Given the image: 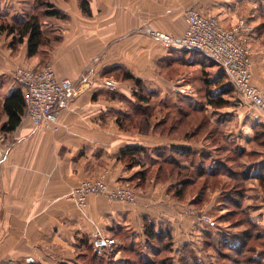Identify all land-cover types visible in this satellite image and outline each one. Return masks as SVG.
Masks as SVG:
<instances>
[{
	"label": "crops",
	"instance_id": "0c3cea01",
	"mask_svg": "<svg viewBox=\"0 0 264 264\" xmlns=\"http://www.w3.org/2000/svg\"><path fill=\"white\" fill-rule=\"evenodd\" d=\"M22 2L0 0V19L29 16L32 0H27V7ZM50 3L67 16L65 21H43L56 29L60 38L57 45L28 56L25 42L12 49L11 37L0 32V262L89 264L91 241L96 237L116 241L120 249L114 257L117 260L128 237L132 242L141 237L143 218L156 220L167 212L175 217L163 207V202L170 208L174 201L169 202V194L162 191L165 189L144 192L146 198L140 195L136 205L92 195L78 208L72 200L73 187L103 171L108 172L110 189L129 179L134 170L128 172L118 160L123 150L135 145L150 147L154 141L159 146L165 144L150 134L135 137L118 128L120 115L129 109L126 100L131 101L133 88L123 82L117 91L109 92L100 86L102 79L109 77L112 69L122 67L150 89L156 63L159 72L171 61L199 68L202 60L206 64V58L198 53L167 49L145 33L151 30L179 36L186 27V11L195 7L215 16L223 27L232 26L237 19L252 26V83L264 88V0H90V16L81 12L78 0ZM44 64L52 65L56 76L69 79L76 89L60 112L55 132L36 130L22 120V90L13 79L18 68ZM215 69L210 83L223 77L222 71ZM14 93L18 97L6 107ZM8 110L19 117L11 131L3 129ZM205 208L202 210L207 212ZM180 221L172 230L173 243L181 245L175 247L177 252L186 246L195 250L192 242L198 235L194 241L181 235L194 222L186 216Z\"/></svg>",
	"mask_w": 264,
	"mask_h": 264
},
{
	"label": "trees",
	"instance_id": "16d2710c",
	"mask_svg": "<svg viewBox=\"0 0 264 264\" xmlns=\"http://www.w3.org/2000/svg\"><path fill=\"white\" fill-rule=\"evenodd\" d=\"M89 3L90 0H78L79 8L86 16H90ZM32 4L33 12L22 20H19L15 16L10 17L9 20H6L5 18L0 19V32L6 33L8 37H11L9 44L10 48L14 49L19 44L25 42L28 56H33L42 49L53 47L60 42L56 29L51 28L48 24L45 25L43 22L44 20H67V16L54 7L50 3V0H32ZM202 66H205L203 60ZM202 71L207 73L205 69H202ZM109 75L118 79L122 83H129L133 87L131 101L126 100L129 109H127L125 114L120 115L118 121V128L121 131H125L124 129L127 128L125 125L126 123L139 120L143 129V131H140V134L146 136L149 134L148 132L151 126L161 127L162 124H165V121L162 122L161 119H157L156 121L154 120L153 125H151L152 121L150 118L152 117V114L150 112V99L158 96V91L148 89V87L140 79L135 78L131 73L122 67L112 69ZM225 80L229 87L232 88L224 74L223 77L216 82L210 83L206 80V84H211L212 87L219 89L221 91V95L213 93L210 89L206 90L205 108L217 110L224 108L229 104L228 101L224 99L223 95L230 96V94H232V90L228 89L229 87L224 88L221 86ZM18 95L19 94L14 93L6 102V107L9 102L11 103V101H13L15 97H18ZM158 106L162 109L168 108L165 103H159ZM202 111H204L202 108L191 110V112H194L195 114ZM9 114L8 122L3 126V129L6 131L13 130L19 123V117H17L14 113H11V111ZM188 114L189 111H182L180 109L176 110L175 116L179 118V123L172 124L167 129V132L176 130L177 127L183 123L180 122V120L187 117ZM217 120L214 123V129L222 126L223 121L219 119ZM260 124L261 123H259V125ZM204 128H206L204 122L201 124L198 123L194 129L195 134L199 135L200 131ZM152 132L156 133V130H152ZM158 135L161 136V132L160 134L158 133ZM207 136L210 140H215L212 132L208 133ZM256 136H258V134H255L253 138ZM188 137L189 135L185 134V137L183 138L187 140ZM222 145L224 146L222 148L223 150H229L225 140H222ZM166 148H169L168 150L171 154V159H154L149 161L152 158L149 148L141 145H135L120 152L118 160L125 165L128 172L132 171L133 168H139L134 170L129 178L133 181H138L139 185L149 181L151 178H154L156 181L163 182L166 181V178L170 179V176H173L175 180L173 183L175 185V188H173V194L178 199H181L187 188H196L198 192H196V196L193 199V205L197 207H200L203 203L205 191H207L208 194L209 191L214 192L217 190H215V188L222 187L224 182H221L219 179L216 180V178L227 173L228 179L234 180L236 183L235 185H232V189L230 188L228 193L226 192L222 195V201L224 202L223 209L226 210V213L222 215V217L219 216L217 218H225V221L230 223L234 229L240 228V226L243 225L246 226V228L239 232V239H232L234 237H228V235L225 236L220 232V235H222L221 237L224 238L215 240L214 230L216 228V223H213L206 229L202 244L206 249L210 247L211 250L215 252V255L218 256V260L214 264L259 263L258 258L255 256L260 255L261 252L256 249L257 245H250V243L261 241L262 236L264 235H262L259 231L258 225L252 221L250 212L247 207H245L246 187L244 184L245 180H247V178L251 175H255L261 167H259V169L257 167V171L255 173H251V171L255 170L256 167H242L241 171L233 172L219 159L213 161V165L211 167H207V162L211 159L208 155L209 153H205L207 155H203L200 151H195L193 147L188 145H177L176 147L169 146L164 149ZM160 149V146H158L154 148V151L159 152ZM230 152L234 153V150L231 149ZM242 156V154L241 156H238L237 163ZM165 167L170 169H166ZM153 170L154 175L151 173ZM258 175L259 176L254 178L257 180L260 187L264 189V172H259ZM201 178H204L205 181H202L200 186V183L198 182ZM196 184H199V186ZM225 188L226 187L219 190H223ZM237 216L238 219H236ZM164 228L168 229V227H157L152 220L148 221L144 219L141 237L135 239L133 242L130 241V237H128L126 240L127 242L124 246L122 245L121 248L123 255L121 259L114 260V257L120 250L119 247L110 248L100 255L96 254L92 248V256L89 260V264H153L156 262L157 264H201L199 261L200 258L196 252L193 249H189L190 247L187 246L180 252L174 254V257L177 260L174 259V257L172 260L170 252L173 244V238L170 231L165 230ZM163 253L167 254L166 257H162ZM150 256L156 258V261L150 260Z\"/></svg>",
	"mask_w": 264,
	"mask_h": 264
},
{
	"label": "rangeland",
	"instance_id": "374dc122",
	"mask_svg": "<svg viewBox=\"0 0 264 264\" xmlns=\"http://www.w3.org/2000/svg\"><path fill=\"white\" fill-rule=\"evenodd\" d=\"M21 1H25V3L22 2V4L27 7V0ZM237 21L238 19L236 20V22ZM236 22L232 24L234 25ZM250 27L252 29V26ZM251 32H253V29ZM249 46L252 62L253 49L250 43ZM207 62L210 61L205 59V66L201 65L199 68L196 66L188 65L184 61H171L161 72L158 71L157 63L155 64L154 71H152V77H150L151 81L149 82L151 84L149 85V87L152 90L156 89V91H160V93L158 94V96L150 99V112L152 114L150 120L152 121L151 125H153L154 120L156 121L157 119H161L162 122L165 121V124H162L161 127L151 126L148 133L153 137L162 139V143L165 144H162L163 146H160V151L156 152L154 151V148L158 147L159 145H157V142L155 141L150 142L154 144L148 145L150 147H147L149 148V152L152 156L151 160L149 161H152L154 159H171V154L168 150L169 148L164 149L165 147L188 145L193 147L195 151H200V153H202L203 155H207L205 153H209L208 155L211 159H209V161L207 162V167H211L213 165L212 162L218 159L221 160L223 164L228 166V169H231L233 172L241 171L242 167H256L255 170L251 171V173H255L257 171V167L258 169L259 167H261V169H259V171H257L255 175H251L249 178H247V180H245L244 186L246 187L245 207H247V209L249 210L252 221H254L258 225L259 231L262 233V235H264V189L260 187L257 180L254 178L259 176V172H264V124L260 122L264 121V110L257 109L246 101H241L239 97L240 95L234 90L233 87H229L226 80L221 86H223L224 88L229 87L228 89L232 90V94H230V96L223 95L224 99L227 100L229 104L226 107L217 110L205 108L206 90L210 89V91H212L213 93L221 95V91L219 89L212 87L211 84H206L207 81L212 80V77H215L213 76L212 71L216 70L215 67L218 68L215 64H208ZM45 65L48 64H44L38 67H28V69L42 68ZM202 69H205V71H209V73H204ZM106 79L112 80L117 83V88L114 91L109 92H115L123 85L121 81L111 76L102 79V82ZM159 103L167 104L168 108H160L158 106ZM194 108H202V110L204 111L195 114L194 112H191V110H193ZM179 109L182 111H189L188 116L180 120V122L183 123L179 125L176 130L167 132V129L172 124L179 123V118L175 116V111ZM217 119L224 120L222 122V126L214 129V123ZM203 122L205 123L206 128L202 129L199 135L195 134V127L198 125V123L201 124ZM259 123L261 124L259 125ZM125 125L127 128L122 132H126L128 135L135 137H137V135H142L140 134V131H143V129L141 127L142 124L141 122H139V120L128 122ZM152 130H156V133H153ZM160 132L161 136L158 135V133L160 134ZM211 132L215 137L214 141L210 140L207 136L208 133ZM185 134L189 135L187 140L183 138L185 137ZM255 134H258V136L253 138ZM222 140L226 141V144L228 145L227 148L229 150L222 149L224 147L222 145ZM231 149L234 150V153L230 152ZM241 154L243 156L240 157L239 162L237 163V158L238 156H241ZM137 169L139 168H133V170ZM105 173L106 171H103L95 178H87L84 180H99ZM151 173L154 175V170ZM170 177V179L166 178V181L163 182L156 181L154 178H151L149 181H146L142 185H139L138 181L127 179L126 181L119 182L116 186L127 189L132 193V202H128V204L131 205L137 204V202L139 201L138 197H140V195L143 198H146L144 192L148 190L150 191L154 189L157 191H161L162 189H165L162 191L164 193L166 191L165 194H169V202L172 203L173 200L174 203L171 204L169 208V206H167L168 203L163 202V207L165 211H168V209L170 211H173V215H175V217L173 216L174 219L171 218L167 212L159 214L160 216H158L156 220L148 216L143 218V221L144 219L148 221L152 220L157 227H168V229H164L169 230L172 235V230L176 227L174 226V224L182 222L180 221V218L183 219V216L190 217L191 221H193L194 223L190 224L191 228H189L188 230H182L181 235L185 236L189 241H194L195 236L198 235V238L194 241V243L192 242V245L194 244L196 247L195 250H193L200 258V263L214 264L215 262H217L218 256L215 255V252L212 251L210 247L206 249L202 244L206 229L213 223H216L214 237L215 240H218L220 238H224L221 237L222 235H220V232L225 236L228 235V237H234L232 239H239V232L246 228V226L243 225L240 226V228L234 229L232 228L230 223L225 221V218H217L219 216L222 217V215L226 213V210L223 209L224 202L222 201V195H224L226 192L228 193L230 191V188L232 189V185H235L236 181L231 179L229 180L227 173L223 176L220 175L218 178H216V180L219 179L221 182H224L221 188H226L223 190H219L221 188H215V190L217 189L216 191H209L208 194L207 191H205V197L203 199L204 201L200 207H197L193 205V199L195 198L196 192H198V190L196 188H187V190L183 193L181 199H178L173 194V188H175V185L173 184L175 182L174 177ZM202 181H205V179H199L198 183H200V186ZM196 185L199 186V184ZM115 202L127 203L122 201ZM203 207H206L205 210L207 209V212L202 210ZM236 219H238V216ZM196 221L197 226L195 225V227L194 224L196 223ZM91 242H93V239ZM251 244L257 245L256 249L261 252L260 255L255 256L259 261V263L257 264H264V236H262L261 241L252 242L250 243V245ZM180 246L181 245H175L174 243L172 244L170 252L172 260L174 254H176L178 251L175 247ZM189 249L192 248L190 247ZM166 255V253H163L162 257H166ZM122 257L123 255L121 254L118 259H121ZM150 257V260L156 261V258H154L153 256ZM174 259L176 258L174 257ZM153 264H157V262Z\"/></svg>",
	"mask_w": 264,
	"mask_h": 264
},
{
	"label": "built area",
	"instance_id": "2783aa9c",
	"mask_svg": "<svg viewBox=\"0 0 264 264\" xmlns=\"http://www.w3.org/2000/svg\"><path fill=\"white\" fill-rule=\"evenodd\" d=\"M185 23L184 31L177 37L151 30L145 33L160 41L167 49L177 47L200 54L222 71L229 84L240 95L241 101L264 110V88L252 83L249 46L252 29L247 21L238 19L233 26L226 28L215 16L191 7L185 13ZM13 79L22 90V120L36 130L57 131L60 112L76 93L72 81L58 78L49 64L37 69L18 68L14 71ZM101 87L114 91L117 83L106 79ZM106 174L107 171L99 180H84L72 188L70 196L78 208H83L87 197L92 195L103 196L113 202H132L129 190L119 186L113 189L108 187ZM92 246L94 252L100 255L110 248H117V243L113 238L96 237L93 238ZM0 264L24 263L9 259Z\"/></svg>",
	"mask_w": 264,
	"mask_h": 264
}]
</instances>
